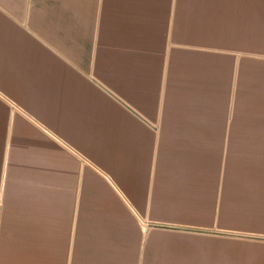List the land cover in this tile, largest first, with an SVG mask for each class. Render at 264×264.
<instances>
[{"label": "crops", "instance_id": "obj_1", "mask_svg": "<svg viewBox=\"0 0 264 264\" xmlns=\"http://www.w3.org/2000/svg\"><path fill=\"white\" fill-rule=\"evenodd\" d=\"M0 264H264V0H0Z\"/></svg>", "mask_w": 264, "mask_h": 264}]
</instances>
